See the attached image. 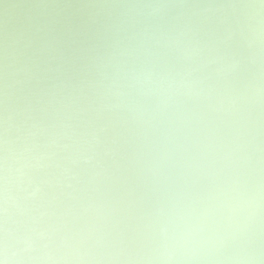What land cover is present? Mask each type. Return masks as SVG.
Segmentation results:
<instances>
[{"label": "clouds", "instance_id": "1", "mask_svg": "<svg viewBox=\"0 0 264 264\" xmlns=\"http://www.w3.org/2000/svg\"><path fill=\"white\" fill-rule=\"evenodd\" d=\"M0 264H264V0H0Z\"/></svg>", "mask_w": 264, "mask_h": 264}]
</instances>
